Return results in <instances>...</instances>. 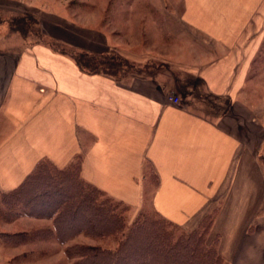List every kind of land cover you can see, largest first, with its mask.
<instances>
[{"label":"crops","instance_id":"crops-1","mask_svg":"<svg viewBox=\"0 0 264 264\" xmlns=\"http://www.w3.org/2000/svg\"><path fill=\"white\" fill-rule=\"evenodd\" d=\"M63 6L39 16L49 40L137 61L120 35ZM179 20L193 40L178 35L176 65L217 99L214 115L159 74L90 73L45 41L2 45L0 188L20 186L42 159L64 168L82 154V177L137 211L149 204L191 229L216 208L221 256L264 264V98L254 102L264 95L254 75L264 67V0H182Z\"/></svg>","mask_w":264,"mask_h":264},{"label":"trees","instance_id":"trees-1","mask_svg":"<svg viewBox=\"0 0 264 264\" xmlns=\"http://www.w3.org/2000/svg\"><path fill=\"white\" fill-rule=\"evenodd\" d=\"M0 26L7 27L9 35L19 33L26 43H35L27 41L31 36L44 41L41 20L36 15L0 9ZM47 40L90 73L121 76L118 71L125 65L133 68L127 59L112 53L94 56ZM82 161L80 154L66 167L59 168L50 159H42L20 186L9 191L0 188V217L10 221L25 209L33 216L52 219L53 232L63 243L79 234L93 237L96 244L68 247L73 264H227L216 244L205 243L216 208L207 212L191 231L180 230L158 212L143 211L128 223L125 212L129 205L86 181L82 177ZM149 176L154 179L153 174ZM36 233L37 230L0 232V237L15 243L29 240Z\"/></svg>","mask_w":264,"mask_h":264},{"label":"rangeland","instance_id":"rangeland-1","mask_svg":"<svg viewBox=\"0 0 264 264\" xmlns=\"http://www.w3.org/2000/svg\"><path fill=\"white\" fill-rule=\"evenodd\" d=\"M61 4L65 7H75L80 17L79 21L94 24L96 23L95 18H97L99 22L96 26L99 24L125 40L122 43V48L126 51V55H134L137 61L125 58L119 52H112L122 59H127L128 64L133 66L130 68L125 65L118 71L120 75L159 74L169 82L170 86L176 88L179 86V89L182 90V97L186 99L191 108L205 110L212 115L216 113L212 105H216L214 101L217 99L212 95H202L205 94L204 88L198 79L181 78L180 74L185 71L176 65L175 60L179 49L178 35L180 33L186 35V42L193 40L191 34L180 24L182 0H0V9L42 16L43 21L46 22L47 18L50 19V10L52 13H62V9L59 7ZM42 23L41 20L42 40L47 42L48 38L43 34ZM9 33L11 32L7 27L0 26V41L2 42L0 47L20 48L24 44V38L19 33L15 32L11 35ZM38 40V37L31 36L27 41L37 42ZM62 48L64 47L62 46ZM254 75H259L255 81H258L260 87L263 88L264 85L261 86V82L264 81V67H255ZM195 82L196 85H191ZM263 98L264 95L254 102H259ZM151 180L152 188L155 180ZM143 209L137 211L129 205L125 212L128 216V223L133 222L143 211L146 213L156 212L149 204ZM216 216L217 212L214 220ZM193 228L183 229L180 227V230L191 231ZM30 230H37L36 236L32 234L26 241L19 240V242L13 243L0 237V264H73V258H70L67 252L69 246L97 243L93 237L83 234L63 243L57 239L53 232L52 219L33 216L25 209L10 221L0 217L1 233ZM210 233L209 231L205 243L207 246L216 244L214 246L219 252V239L211 243ZM116 244V241L113 240L112 245ZM227 264L229 263L227 262Z\"/></svg>","mask_w":264,"mask_h":264}]
</instances>
